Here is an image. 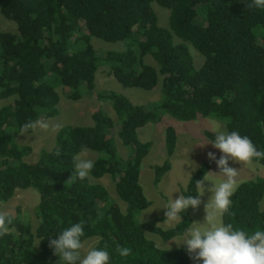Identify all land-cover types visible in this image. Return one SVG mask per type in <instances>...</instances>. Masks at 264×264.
Masks as SVG:
<instances>
[{
	"label": "trees",
	"instance_id": "16d2710c",
	"mask_svg": "<svg viewBox=\"0 0 264 264\" xmlns=\"http://www.w3.org/2000/svg\"><path fill=\"white\" fill-rule=\"evenodd\" d=\"M249 2L0 0L1 15L16 24L15 33L0 32V101L7 102L0 106V205L17 190L39 194L37 226L33 229L19 213L13 217L9 232L0 237V264H56L49 239L80 220L85 222L84 239L95 240L94 246L107 245L111 264H198L183 246L162 250L147 237L156 234L168 241L179 236L190 224V209L168 230L157 226L163 218L137 221L150 205L139 175L151 147L138 141L137 130L159 122L163 113L180 121L212 117L264 150V9H249ZM152 3L169 10L168 29L159 26ZM92 37L125 42L124 51L99 55ZM191 48L203 56L199 68ZM102 66L123 87L151 91L160 83V100L143 106L115 92H95V74ZM61 88L71 101L89 91L109 103L119 122L118 137L128 150L126 159L107 136L113 120L98 110L92 114V126L61 127L52 150L41 152L34 164L24 161L31 148L17 145L13 134L23 133L22 125L30 120L55 117L60 100L56 90ZM205 136L210 141L214 133ZM85 145L102 156L86 179L71 178L72 158ZM175 146V131L168 127L167 160L153 167L154 185L169 170ZM259 164L264 167V160ZM208 169L203 163L184 195L197 194L196 181ZM105 175L126 204L124 213L110 201L104 186L90 183ZM263 196L264 178L241 183L223 222L245 230L264 227ZM117 245L132 248V254L121 258Z\"/></svg>",
	"mask_w": 264,
	"mask_h": 264
},
{
	"label": "rangeland",
	"instance_id": "374dc122",
	"mask_svg": "<svg viewBox=\"0 0 264 264\" xmlns=\"http://www.w3.org/2000/svg\"><path fill=\"white\" fill-rule=\"evenodd\" d=\"M152 8L157 15L159 26L168 29L169 10L160 7L156 3H152ZM0 32H16V24L13 21L6 20L1 13ZM124 43L125 42L109 43L94 37L91 39V44L99 55L106 52L124 51ZM191 54L194 59L195 67L199 68L203 62V56L192 48ZM145 61L154 66L153 61L149 57L145 58ZM107 71L108 68L102 66L95 74V92H115L126 97L132 104L143 106H148L160 100V83L151 91L123 87L113 77H109ZM56 91L58 92L60 99L59 104L57 105V115L53 118H40V120L45 121L49 125L47 130H40L37 128L36 130H32L29 134H13L14 142L17 145L29 146L31 148V152L24 158L26 163H36L41 152H48L54 148L56 134L61 127L67 125L80 127L92 126V114L98 110L102 111L104 115L113 120V128L108 131L107 136L112 139L117 154L122 159L127 158L128 150L122 145V142L118 137L119 122L109 103L98 100L95 95L91 96L89 91L85 92L78 101L67 99V92L65 89L63 90L61 88ZM6 103V101L2 100L0 101V106H3V104L5 105ZM215 123L222 124L223 130L227 131L224 122L212 117L198 116L193 121H180L163 113L161 114L159 122L148 123L137 130L138 141L142 143L149 142L151 144L148 154L141 161L139 175V183L142 187L143 195L150 202V205L138 215V222L144 224L157 218H163V221L159 222L157 226L163 230L173 228L174 226H171L168 223H163L166 219V210L160 208L163 207L165 201L171 197L172 193L180 191L183 194L192 176L205 162L209 164V169L206 171L205 175L210 176L213 179H219L215 174H209V172L218 173L219 169L215 161L209 158L208 153H215L217 159H219L221 153L218 149H215L212 144L208 143L209 139L205 136V132L214 133L213 125ZM168 127L173 128L175 131L176 146L172 157L168 159L169 170L161 177L158 185H154L153 167L161 166L167 160L165 129ZM89 156L96 160L101 157L102 154L89 150ZM229 166L238 170L237 180L239 185L247 181L264 178V167L259 163L253 162L251 164H245L229 160ZM90 183L104 186L108 192L110 201L115 203L122 213L125 212L126 204L117 197L114 181L109 175H105L100 179L91 178ZM205 183L206 187L211 186L210 182ZM179 194V192L173 193V198H177ZM209 195L210 193L206 192L205 195L201 197V205L198 208L190 209V224L203 221L206 214L204 205L207 202ZM38 202L39 194L35 190H17L15 195L8 202L0 205V211H6L13 217H16L17 213H19V217L22 220L29 222L34 229L37 226L34 209L38 205ZM260 209L264 210V196L260 204ZM179 222L180 221H177L175 225ZM147 237L154 242L156 247L162 250L171 251L182 247L177 245V243H179L178 236L168 241H164L156 234L149 233L147 234ZM94 244L95 240L90 239L86 241V246Z\"/></svg>",
	"mask_w": 264,
	"mask_h": 264
},
{
	"label": "clouds",
	"instance_id": "9594fccd",
	"mask_svg": "<svg viewBox=\"0 0 264 264\" xmlns=\"http://www.w3.org/2000/svg\"><path fill=\"white\" fill-rule=\"evenodd\" d=\"M247 7L264 9V0H250ZM48 127L43 120H30L22 125L21 131L27 133L37 128L47 130ZM213 132L214 138L208 143L218 149L221 155L217 159L215 153H208L219 169L218 173L209 174H215L219 179L204 175L196 181V195L173 192L180 194L174 199L172 193L163 207H160L166 210L163 223L175 226L177 221H182V213L198 208L202 203L201 197L208 192L210 195L204 205L206 214L203 221L193 222L184 228L178 236L177 245L183 246L190 258L198 264H264V227L245 230L225 223L222 219L230 214L232 197L239 187L238 170L229 166V160L245 164L259 163L264 160V150H259L249 136L241 135L239 131L223 130L220 123L213 125ZM72 164L71 178L84 180L91 174L95 160L89 156L86 145L81 146L80 151L73 156ZM205 182H210L211 186L206 187ZM13 222L10 213L0 211V237L9 232ZM84 237L85 222L80 220L57 232L56 238L49 239L48 246L53 255L58 257L56 264H111L112 254L107 245L86 246V241L90 239L85 241ZM115 251L121 258H127L133 249L117 245Z\"/></svg>",
	"mask_w": 264,
	"mask_h": 264
}]
</instances>
